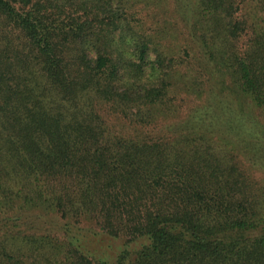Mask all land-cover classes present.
Instances as JSON below:
<instances>
[{
    "label": "trees",
    "instance_id": "obj_1",
    "mask_svg": "<svg viewBox=\"0 0 264 264\" xmlns=\"http://www.w3.org/2000/svg\"><path fill=\"white\" fill-rule=\"evenodd\" d=\"M162 2L0 0V264H264V0Z\"/></svg>",
    "mask_w": 264,
    "mask_h": 264
},
{
    "label": "rangeland",
    "instance_id": "obj_2",
    "mask_svg": "<svg viewBox=\"0 0 264 264\" xmlns=\"http://www.w3.org/2000/svg\"><path fill=\"white\" fill-rule=\"evenodd\" d=\"M166 2H169V0H163V2H162L164 4L163 5L164 10H167V8L165 7V3ZM166 15H168V17L165 18V22L164 23L166 24V22L172 21V24L174 26H172L173 30H171L170 32L168 31L169 33L166 35V38L165 37L162 38V42L163 43H165V42L168 43V46L170 47L169 50H171L170 54L172 52V54L174 55L173 57H179V56H181L180 55L181 54V52H180L181 49L177 46V42H178L177 35L174 34L173 32H175L176 30H177L176 33H178L179 31L184 32L185 25H184L183 21L179 17L174 16L171 12H166ZM174 46H176V47H174ZM177 60H179V59H177ZM175 97H177V100H179L181 95L180 94H176ZM260 117H261V119L263 118V120H264V116L262 114L260 115Z\"/></svg>",
    "mask_w": 264,
    "mask_h": 264
}]
</instances>
